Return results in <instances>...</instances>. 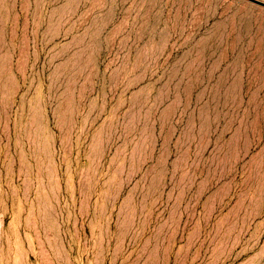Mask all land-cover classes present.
<instances>
[{"label": "rangeland", "instance_id": "1", "mask_svg": "<svg viewBox=\"0 0 264 264\" xmlns=\"http://www.w3.org/2000/svg\"><path fill=\"white\" fill-rule=\"evenodd\" d=\"M0 264H264V6L0 0Z\"/></svg>", "mask_w": 264, "mask_h": 264}, {"label": "water", "instance_id": "2", "mask_svg": "<svg viewBox=\"0 0 264 264\" xmlns=\"http://www.w3.org/2000/svg\"><path fill=\"white\" fill-rule=\"evenodd\" d=\"M249 1L254 2L256 4H259L261 6H264V2H262V1H259V0H249Z\"/></svg>", "mask_w": 264, "mask_h": 264}]
</instances>
